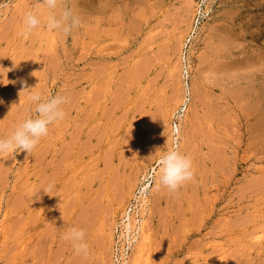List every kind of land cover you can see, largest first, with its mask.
<instances>
[{
  "label": "rangeland",
  "instance_id": "rangeland-1",
  "mask_svg": "<svg viewBox=\"0 0 264 264\" xmlns=\"http://www.w3.org/2000/svg\"><path fill=\"white\" fill-rule=\"evenodd\" d=\"M65 4L70 34L40 10L20 35L34 0H0V137L34 115L24 90L69 98L31 152L0 155V264H264V0ZM173 148L194 175L169 192L155 162Z\"/></svg>",
  "mask_w": 264,
  "mask_h": 264
},
{
  "label": "clouds",
  "instance_id": "clouds-1",
  "mask_svg": "<svg viewBox=\"0 0 264 264\" xmlns=\"http://www.w3.org/2000/svg\"><path fill=\"white\" fill-rule=\"evenodd\" d=\"M34 5L36 12L24 13L20 35H27L41 25V16L37 14L40 10H47L43 22L49 30H56L67 35L81 23L74 9L67 4L62 6L61 0H34ZM34 88L24 90L34 106V115L19 122L6 137H0V155L18 151L31 152L41 138L48 134L49 126L64 119L63 106L68 103L69 98L59 94L45 98L39 91H34ZM155 163L158 168L157 189L163 188L169 192H175L193 178L194 169L191 158L178 149L161 151ZM51 187L50 183L42 191ZM62 239L68 241L76 253L85 256L88 254V244L82 228L75 226L68 228L63 233Z\"/></svg>",
  "mask_w": 264,
  "mask_h": 264
},
{
  "label": "built area",
  "instance_id": "built-area-1",
  "mask_svg": "<svg viewBox=\"0 0 264 264\" xmlns=\"http://www.w3.org/2000/svg\"><path fill=\"white\" fill-rule=\"evenodd\" d=\"M193 39V33H189L181 46L180 53H179V69H180V76H181V81L183 84L184 88V94H183V99L184 102L189 100V85H190V74H191V59H190V48H191V43ZM173 125L175 130H177V122L176 119L173 120Z\"/></svg>",
  "mask_w": 264,
  "mask_h": 264
},
{
  "label": "bare ground",
  "instance_id": "bare-ground-1",
  "mask_svg": "<svg viewBox=\"0 0 264 264\" xmlns=\"http://www.w3.org/2000/svg\"><path fill=\"white\" fill-rule=\"evenodd\" d=\"M242 1V0H241ZM259 1V0H258ZM245 2V1H244ZM261 122V121H260ZM260 122H259V124H260ZM264 123V122H263ZM262 122H261V124H263ZM258 124V125H259ZM260 124V125H261ZM264 125V124H263ZM261 127V126H260ZM261 132V131H260ZM262 134V133H261ZM196 136V135H195ZM260 140V139H259ZM260 142V141H259ZM27 198V197H26ZM34 242V241H33ZM41 242V241H40ZM39 244V243H38ZM24 245H25V243H24ZM35 254V253H34ZM36 256V255H35ZM47 257H49L48 255H47ZM30 258V257H29ZM24 259V258H23ZM26 259H27V257H26ZM37 259V258H36ZM48 259V258H47ZM24 261V260H23ZM37 261V260H36ZM22 262V261H21ZM41 262H42V260H41ZM27 264V263H26ZM41 264V263H40Z\"/></svg>",
  "mask_w": 264,
  "mask_h": 264
}]
</instances>
